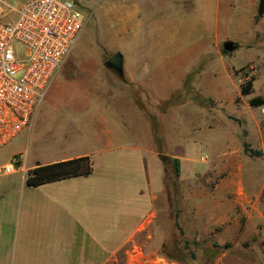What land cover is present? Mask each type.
<instances>
[{"label": "crops", "instance_id": "0c3cea01", "mask_svg": "<svg viewBox=\"0 0 264 264\" xmlns=\"http://www.w3.org/2000/svg\"><path fill=\"white\" fill-rule=\"evenodd\" d=\"M109 13L117 18L121 31L116 33L124 38L134 8L115 4ZM71 53L53 77L47 100L28 129L54 119L63 125L75 124V131H82L86 141L39 147L30 158L26 150L11 158L0 157V264H119L137 257L134 251L139 246L145 250V259L152 260L155 244L166 242V224L175 226L160 156L180 163L177 221L182 234L176 229L186 239L216 240L218 232L227 230H236V239L246 233L248 239L264 236V181L258 183L252 174H242L243 155H248L234 140L224 136L209 140L208 150L216 153L209 166L197 170L191 150L200 146L198 138L189 135L180 144L168 140L166 144L165 126L156 123L154 112L144 106V96H113L134 86V63L129 57L124 59L120 52V76L78 60L65 71ZM60 75L65 77L58 79ZM118 81L124 86L120 88ZM156 105L165 108L166 101ZM13 157L17 158L13 171L2 172ZM82 157L91 162L88 176L37 187L26 183L28 172L37 166ZM200 160L205 163L207 156ZM159 201L162 207L157 206ZM229 251L230 245L218 255L216 264H250L239 255L229 258Z\"/></svg>", "mask_w": 264, "mask_h": 264}, {"label": "rangeland", "instance_id": "374dc122", "mask_svg": "<svg viewBox=\"0 0 264 264\" xmlns=\"http://www.w3.org/2000/svg\"><path fill=\"white\" fill-rule=\"evenodd\" d=\"M4 1L15 7L23 0ZM76 1L86 21L69 61L65 62V71H70L78 60L92 66L97 64L98 70L105 72V61L117 50L124 59L129 57L134 63V86H126L113 96L124 93L144 96L140 97L144 106L154 112L156 123L165 126L166 144L167 140L180 144L189 135L198 138L200 146L191 150L192 164L197 170L210 165L216 152L208 150L207 142L220 136L234 140L242 152L243 144H247L264 153V106L253 108L248 104L255 97L264 99V15L256 19L259 0H233L232 4L230 0H101L100 7V0ZM115 4L134 8L124 38L116 33L120 30L117 18L109 13L110 6ZM114 41L123 47L118 49ZM227 41L233 42L236 49L225 54L222 46ZM64 77L60 75L58 79ZM247 82L252 83V91L241 94L240 86ZM47 96L48 91L39 107ZM83 96L87 95L83 92ZM198 100L204 102L200 104ZM165 101V108L156 105ZM182 103L185 105L179 106ZM72 125L75 124L63 125L54 119L40 123L37 128L33 125L0 151V157L11 158L13 153L26 150L30 158L39 147L83 144L85 134L75 131ZM194 126L196 129H192ZM156 130L159 131L158 124ZM204 155L205 163L200 160ZM243 160L242 174H252L262 183L264 155L260 158L243 155ZM164 175L173 218L178 215L182 186L168 160ZM157 206L162 207V203L159 201ZM163 217L161 212L160 220ZM165 233L166 242L155 244L152 260L145 259L142 255L145 250L139 246L134 251L137 257L130 262L120 260L119 264H216L218 255L229 245V258L239 255L247 263L264 264L262 235L248 239L246 233L236 239L237 231L227 230L215 235L217 241L206 237L192 240L167 224ZM247 239L246 247L242 246Z\"/></svg>", "mask_w": 264, "mask_h": 264}, {"label": "built area", "instance_id": "2783aa9c", "mask_svg": "<svg viewBox=\"0 0 264 264\" xmlns=\"http://www.w3.org/2000/svg\"><path fill=\"white\" fill-rule=\"evenodd\" d=\"M85 21L72 0H0V150L31 124Z\"/></svg>", "mask_w": 264, "mask_h": 264}, {"label": "trees", "instance_id": "16d2710c", "mask_svg": "<svg viewBox=\"0 0 264 264\" xmlns=\"http://www.w3.org/2000/svg\"><path fill=\"white\" fill-rule=\"evenodd\" d=\"M72 1L74 2L75 6L79 10H81L78 2L76 0H72ZM263 15H264V0H259L258 6H257L256 19H260ZM251 91H252L251 82L241 84L240 86L241 94H248ZM198 102L201 104L204 101L198 100ZM248 104L250 107H253V108L261 107V106H264V99L261 97H255V98L250 99ZM243 151L249 157L259 158L264 155V153L259 150H253L249 148L247 144H243ZM160 160L163 166L166 164L168 160V162L172 164V168L174 169L175 176L179 177L180 165H179L178 159L160 156ZM91 172H92V166H91L90 159L88 157L76 158V159L66 160L62 162L37 166L36 168L28 172L26 183L29 186L37 187V186H41L44 184L66 180V179H70L74 177L88 176L89 174H91ZM174 217H175L174 225L182 234L180 230V226L177 221L178 215L176 214Z\"/></svg>", "mask_w": 264, "mask_h": 264}, {"label": "water", "instance_id": "95a60500", "mask_svg": "<svg viewBox=\"0 0 264 264\" xmlns=\"http://www.w3.org/2000/svg\"><path fill=\"white\" fill-rule=\"evenodd\" d=\"M236 46L233 42L227 41L223 43L222 51L225 53H232L235 51ZM104 66L108 69L113 70L118 75H122L123 73V56L120 52H117L113 54L111 57H109L105 63Z\"/></svg>", "mask_w": 264, "mask_h": 264}]
</instances>
